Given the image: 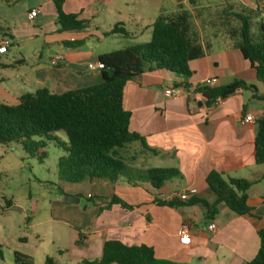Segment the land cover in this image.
<instances>
[{
  "label": "crops",
  "instance_id": "0c3cea01",
  "mask_svg": "<svg viewBox=\"0 0 264 264\" xmlns=\"http://www.w3.org/2000/svg\"><path fill=\"white\" fill-rule=\"evenodd\" d=\"M55 1L0 0V43L10 40L7 51L0 54V103L18 104L22 94L41 88L63 93L99 84L101 69L91 66L100 55L148 42L160 15L174 16L184 9L193 14L194 8L189 0H63V10L86 21V28L61 31ZM230 1L241 6L240 12L254 9L247 0ZM34 8L39 13L30 18ZM203 19L193 14L191 35L203 54L190 60V77L165 69L146 70L129 80L123 92V107L131 112L129 129L143 136L148 146L134 141L120 150L128 168L133 172L175 168L181 175L159 189L148 182L134 185L124 176L115 184L108 179L77 183L59 179L47 216L26 215V226L32 233L40 227L35 237L39 241L45 237L51 248L37 253L14 249L11 257L5 256V264H15V251L27 256L26 264H45L47 256L59 264H81L99 259L107 240L146 244L158 258L187 264H247L255 257L260 247L258 231L264 227V165L255 158L256 120L264 114V101L250 90H239L208 107L195 89L208 78L215 79L217 86L242 79L255 84L260 93L264 85L227 27ZM118 23L128 35L104 36ZM57 57L62 59L55 65ZM185 83L189 88L184 94L166 95V88ZM246 114L255 121L243 123ZM212 170L226 179L257 178L248 191L251 215L236 214L222 203L219 213L207 219L200 203L179 207L157 203L189 188L197 190L193 197L214 202L216 195L206 181ZM49 194L42 192L45 197ZM114 195L130 207L109 205ZM30 199L38 215L40 201L31 195ZM211 223L216 224L215 230L208 228ZM183 225L191 232L189 244L181 242ZM17 240L27 245L30 236Z\"/></svg>",
  "mask_w": 264,
  "mask_h": 264
},
{
  "label": "trees",
  "instance_id": "16d2710c",
  "mask_svg": "<svg viewBox=\"0 0 264 264\" xmlns=\"http://www.w3.org/2000/svg\"><path fill=\"white\" fill-rule=\"evenodd\" d=\"M11 0H5L9 3ZM196 0H189L194 4ZM57 22L61 31H80L86 28V21L78 19L73 13L62 8L63 0H56ZM230 5V4H229ZM252 12V11H251ZM227 13V11H226ZM231 15L240 21L237 28L230 30L235 46L240 49L256 70L257 80L264 85V24L260 25L261 34L256 38L252 32L251 16L244 12L231 11ZM193 14L187 9L174 16L160 15L152 24V38L145 43H136L104 53L99 62L102 81L99 84L52 93L47 88L24 93L19 103L9 105L0 103V144L21 143L23 148L42 162L47 157L46 142L43 137L51 138L58 131L67 137L62 141L56 136V142L65 153L59 157L57 172L59 179L77 183L86 179H108L116 183L120 176L139 185L148 182L156 189L167 181L181 175L175 168H150L133 172L120 155L126 145L140 141L148 148L144 137L129 129L131 112L123 107L125 84L146 70L165 69L172 73L190 77V60L203 54L202 48L191 35ZM119 33L128 35L123 24L114 25L104 36ZM80 43V42H78ZM75 47L77 43H66ZM79 45V44H77ZM188 89V84H184ZM199 92L208 107L214 105L218 97L226 99L239 90H250L254 97L264 101L255 84L242 79H234L226 85H199ZM255 140L256 163L264 165V114L257 118ZM40 138V139H37ZM210 190L216 195L214 202L191 197L186 201L174 197L170 200H158L160 205L179 207L200 203L205 208L207 219L219 213V205L225 204L239 215H251L253 209L248 204V191L257 178H229L212 170L207 178ZM119 203L130 207L116 195L109 205ZM260 247L255 257L247 264H264V227L259 229ZM2 251L0 249V256ZM26 255L15 251V264H26ZM187 264L158 258L151 246L146 244L127 245L119 240H107L99 259H85L81 264ZM45 264H59L47 256Z\"/></svg>",
  "mask_w": 264,
  "mask_h": 264
},
{
  "label": "rangeland",
  "instance_id": "374dc122",
  "mask_svg": "<svg viewBox=\"0 0 264 264\" xmlns=\"http://www.w3.org/2000/svg\"><path fill=\"white\" fill-rule=\"evenodd\" d=\"M259 1L264 0H247L248 5L254 8L252 12L242 8L244 13L252 17V32L256 38L260 37V24L264 23V9L262 12L256 9ZM193 6V14L199 21L204 18L203 21L208 24L227 27L229 31L240 24L231 11L240 12L241 6L230 0H196ZM56 136L67 140L62 131L52 134L51 138L43 137L47 157L42 162L31 156L21 143L0 144V264H5V256L6 259L11 257L14 249L37 253L51 248L45 237L42 241L35 237L40 227L32 233L26 226V215L44 219L47 216L46 209L56 199L58 160L65 153L56 142ZM43 191H49L48 197L42 195ZM30 195L40 201L38 215L33 212L32 203L35 202L30 199ZM8 201L12 203L8 204ZM21 235L30 236L27 245L19 244L17 239ZM41 242L42 247L39 245Z\"/></svg>",
  "mask_w": 264,
  "mask_h": 264
},
{
  "label": "built area",
  "instance_id": "2783aa9c",
  "mask_svg": "<svg viewBox=\"0 0 264 264\" xmlns=\"http://www.w3.org/2000/svg\"><path fill=\"white\" fill-rule=\"evenodd\" d=\"M256 9L260 12H262V10L264 9V1H259L257 2V7ZM39 13V9L34 8L29 12V17L30 18H34L35 16H37V14ZM263 17H264V12H263ZM10 45V40H3L0 43V54L1 53H5L8 49ZM58 59H62V57H57L53 60V64L57 65L58 64ZM104 67V64L101 62H97L95 65H92L91 68L93 69H102ZM203 85H207V86H217L216 85V80L213 78H208L204 81ZM187 88L185 87L184 84H177L171 87H168L165 89V93L167 96L170 97H175V96H180L182 94H184L186 92ZM222 100V98L218 97L215 101L214 104H217L218 102H220ZM255 121V117L252 114H246V116L244 117L243 123H247V122H254ZM197 190L195 188H189V189H185L181 192H179L176 196V198L180 199L181 201H186L188 199H190L191 197H193L196 194ZM208 228L210 230H215L217 228L215 223H211L208 225ZM179 234L181 236V242L189 244L191 242V232L190 229L187 225H183L180 230H179Z\"/></svg>",
  "mask_w": 264,
  "mask_h": 264
}]
</instances>
